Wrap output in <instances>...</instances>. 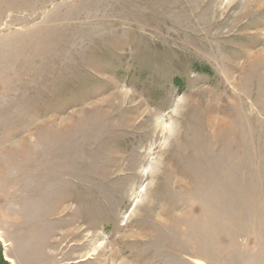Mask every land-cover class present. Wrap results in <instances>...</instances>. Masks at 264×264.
<instances>
[{
  "label": "rangeland",
  "instance_id": "1",
  "mask_svg": "<svg viewBox=\"0 0 264 264\" xmlns=\"http://www.w3.org/2000/svg\"><path fill=\"white\" fill-rule=\"evenodd\" d=\"M117 112L152 139L102 156ZM0 258L264 264V0H0Z\"/></svg>",
  "mask_w": 264,
  "mask_h": 264
},
{
  "label": "bare ground",
  "instance_id": "2",
  "mask_svg": "<svg viewBox=\"0 0 264 264\" xmlns=\"http://www.w3.org/2000/svg\"><path fill=\"white\" fill-rule=\"evenodd\" d=\"M107 88H109V87H107ZM104 90H107V89L105 88ZM109 90L110 89H108V91ZM145 105H146V103H145ZM109 106H110V108H112V113L116 112V110L119 112V110L117 109V106H115V105L112 106L111 104H109ZM147 106H148V104H147ZM139 107H141V106H138V104H137L135 109L137 110V109H139ZM123 108H122V111H124V113H125L126 112L125 109L127 107L125 106ZM127 109H129V107ZM131 109H132V107H131ZM137 113H138V111H137ZM117 115H119V116H117ZM111 116L113 117L112 119H115L117 121H115V123H109L108 126L110 128H116L117 127L116 129H117V132H118V135H117L118 139H117V137H115V138L113 137L114 139H117V141L111 146L110 145L109 146H104V148L101 151V155L102 156L106 155V157L117 158V157H120V155L118 156V154L120 152H122V150L125 149L126 146L127 147L132 146V150H133L134 148L136 149L138 147H141L143 143H145V142L149 143L148 141L149 140L151 141V139H152V135H151V139H150V132L151 131L143 130V128L145 126H147V124L149 123V120H148L149 118L142 119L140 121H137L136 118H131V121L129 122L128 118H126V119L125 118H121L119 113L116 114V115L111 114ZM134 119H136V122H134ZM229 130L232 133V136H233V134L236 133L235 126H233L232 123L229 125ZM182 134H184V132ZM197 137L198 136L195 135V137H194L195 141H193L194 143L198 144V146L195 148L194 151H196L199 154H203V152H204V154H206L207 147L201 146ZM233 138L234 137H232L229 140V142H231L232 147H236L235 146L236 143L234 142V139L236 138V136H235L234 139ZM184 148L187 149L186 156H184V155H183V157H181V156L179 157L178 156L175 159L174 158H169L168 156H165V160L163 162L164 169H166L165 173L167 175V171L169 173L171 172L172 176L176 180H178L179 174H184V175L187 176V174L183 171V169L185 167H188L190 169V171H191V174H193V179H196L197 177H199V174H200L198 169L201 167V162L197 158L198 156H195V155H197L196 153H194V156H192V153H190L192 151H191V147H190L189 144L185 143L184 144ZM131 153H132V155L130 154L131 155L130 156L131 157V161H130L129 167L133 168V167L136 166V160L134 159L136 152H134V153L131 152ZM157 154H158V158L156 160L157 161L156 164H160V162L158 161L159 157H161V158L163 157V159H164V155H166V153L163 152L162 150H159ZM203 161H205V157H204ZM205 162L210 165L208 167V171H210L211 167H215L214 173L211 172L208 177H210V179L212 180V182L214 184V186H212V188H211V194L216 198V201L219 202V200H220L219 198H220V195H221V188H222V176H220L218 174V172L220 170L221 163L219 161H214V157H212V156H209V157L207 156ZM74 222H75L74 219H69V220L67 219L65 223L68 226H72L74 224ZM80 234H81L80 230L77 227L73 226V227H71V229L63 231V233L61 235V239L64 240L65 237H68V236L79 237ZM185 253L191 254V252H189V251H187Z\"/></svg>",
  "mask_w": 264,
  "mask_h": 264
},
{
  "label": "trees",
  "instance_id": "3",
  "mask_svg": "<svg viewBox=\"0 0 264 264\" xmlns=\"http://www.w3.org/2000/svg\"><path fill=\"white\" fill-rule=\"evenodd\" d=\"M0 264H2V260H1V258H0Z\"/></svg>",
  "mask_w": 264,
  "mask_h": 264
}]
</instances>
